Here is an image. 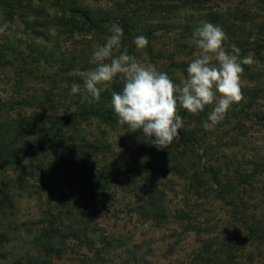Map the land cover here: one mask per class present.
Listing matches in <instances>:
<instances>
[{"label":"rangeland","instance_id":"374dc122","mask_svg":"<svg viewBox=\"0 0 264 264\" xmlns=\"http://www.w3.org/2000/svg\"><path fill=\"white\" fill-rule=\"evenodd\" d=\"M17 1L21 2L10 0L8 7L7 0H0V25H12L0 33V123L32 112L64 114L89 100L83 92L70 94L71 87L74 83L83 86L85 74L96 66L93 52L106 42L111 25L118 24L117 13L125 15L134 34L125 36L122 28L118 51L127 49L143 63L167 73L174 83L186 78L189 62L199 55L193 35L179 26L190 23L193 14L198 20L191 24L204 22L189 9L169 14L171 19L161 23L165 27L146 37L149 43L144 49H137L135 38L146 36L144 31L156 26V20L135 18L132 10L143 11L134 6L135 0ZM127 3L131 11L124 9ZM53 28L54 34L50 31ZM171 53L174 60H167L164 55ZM117 86L123 87L119 78L101 93ZM257 87L243 72L244 100L233 103L214 130H200L196 136L205 135L193 148L198 166L205 164L203 169L207 170L209 165H220L218 179L223 186L228 185L223 198L203 189L209 180L202 185L194 181V169L162 177L165 218H141L133 209L135 198L115 191L87 236L69 240L53 264H191L207 256L213 258L210 264H264V84L259 95L254 93ZM212 107L206 106L201 114L179 110L191 115L184 116L186 119L204 121ZM257 112L262 116L255 117ZM127 137L121 128L110 129L95 119L79 127L67 143L64 168L44 184V189L33 186L17 199L12 218L18 221L20 231L14 236L9 256L30 247V222H38L42 212H52L62 227L60 217L66 205H76L80 178L126 156ZM23 170V164L3 165L0 178L15 177ZM209 183L218 188L215 178Z\"/></svg>","mask_w":264,"mask_h":264},{"label":"trees","instance_id":"16d2710c","mask_svg":"<svg viewBox=\"0 0 264 264\" xmlns=\"http://www.w3.org/2000/svg\"><path fill=\"white\" fill-rule=\"evenodd\" d=\"M229 3L232 5L229 6ZM5 4L12 5V2L7 0ZM127 4L124 9L131 11L132 6ZM134 6L143 10H132L135 18H153L156 26H159L157 28L150 25L152 29L144 31L147 38L165 27L161 23L171 19L169 14L187 9L197 12L204 22L219 25L228 37L223 42L226 49L231 51V46L235 45L240 49L241 58L248 55L253 57L254 64L243 65L244 75L251 81H256L258 87L254 93L260 94L262 89L259 88L264 84V0H135ZM120 14L122 13L115 15V20L118 25H122L124 35L132 37L134 34L125 15ZM83 15L90 20L86 11H83ZM194 15L188 20L190 23L179 25L190 35L199 26L195 22L191 24L198 20ZM166 24L170 28L174 26L172 23ZM164 57L174 60L175 54ZM257 64L260 66L258 69ZM121 90L122 87L117 86L105 91L101 93L99 102L89 103V100H85L73 111L64 114L32 112L10 123H0V168L15 163L23 164V169L26 170H23L24 173L20 171L15 177L0 178V264H53L54 258L65 251L69 240L87 236L93 221L107 207V200L115 191L125 192L135 198L133 209L141 218H165V194L160 182L170 172L188 173L190 169H194L191 178L200 185L202 182L206 184V180L214 181L215 178L219 190L217 187L214 189L209 182L203 185V189L215 192V198L224 197L228 185L223 186L218 179L220 165H209L206 170L203 169L205 164L198 166L195 158L196 151L193 148L198 147L197 142L205 138V135L196 137L200 130H204L203 120L186 119L184 116L187 114L179 110L178 114L184 121L179 137L169 148L157 150L140 131L129 132L127 125L117 123L118 117L111 104V92ZM261 116L260 112L255 113V117ZM93 119L99 120L110 129L119 127L127 133V155L105 164L90 175L88 173L82 176L76 205L67 204L62 218L60 217L62 227L56 223L58 218L52 212H42L38 222H30V247L24 252L9 256L14 236L20 231L18 221L12 218L17 199L22 198L33 186L45 188L44 184L58 170L64 168V152L69 140L72 142L79 127ZM181 215L188 218L187 213ZM210 262H213V258L207 256L191 264Z\"/></svg>","mask_w":264,"mask_h":264},{"label":"clouds","instance_id":"9594fccd","mask_svg":"<svg viewBox=\"0 0 264 264\" xmlns=\"http://www.w3.org/2000/svg\"><path fill=\"white\" fill-rule=\"evenodd\" d=\"M12 25L4 22L0 33ZM53 34L55 29L50 30ZM110 35L102 46L93 52L96 66L84 76L83 86L74 83L70 94L85 93L89 103L99 102L104 87L116 78L122 81L120 92H111V104L117 115V123L127 125L129 132L140 131L150 139L157 150L167 149L179 137L184 121L178 114L183 108L191 114L213 106L202 122L206 131H212L222 122L233 103L244 100L241 90L243 65L254 63L251 55L241 58L235 45L231 51L223 46L228 39L224 30L216 24L201 22L193 32V43L199 55L187 66V76L174 83L165 72L148 65L127 49L121 47L123 29L112 24ZM19 35V34H17ZM137 49H144L149 41L144 35L135 38Z\"/></svg>","mask_w":264,"mask_h":264}]
</instances>
